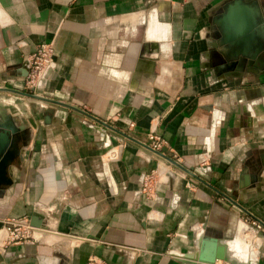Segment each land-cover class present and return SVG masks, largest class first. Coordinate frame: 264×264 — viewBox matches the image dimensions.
<instances>
[{
  "label": "crops",
  "instance_id": "obj_1",
  "mask_svg": "<svg viewBox=\"0 0 264 264\" xmlns=\"http://www.w3.org/2000/svg\"><path fill=\"white\" fill-rule=\"evenodd\" d=\"M234 1L0 0V87L27 92V60L51 43L28 92L111 126L0 91V121L27 139L0 190V264H191L220 248L264 264V232L236 204L264 221V73L223 80L208 54ZM151 130L201 179L142 145ZM154 172L155 191H142ZM32 215L43 227L11 240L5 219Z\"/></svg>",
  "mask_w": 264,
  "mask_h": 264
},
{
  "label": "water",
  "instance_id": "obj_2",
  "mask_svg": "<svg viewBox=\"0 0 264 264\" xmlns=\"http://www.w3.org/2000/svg\"><path fill=\"white\" fill-rule=\"evenodd\" d=\"M216 23L215 34L217 42L209 51V56L212 60V67L216 75L220 78L228 79L230 77H243L250 72L257 74L264 73V9L260 8L256 0H235L227 7L226 14L221 17ZM28 64V61H27ZM50 67H47L43 73V79L47 77ZM0 91L13 92L37 100L53 103L77 111L83 115L90 117L98 122L107 125L93 115L85 112L71 104L55 100L53 98L40 95L38 93L22 92L6 87H0ZM3 119V118H2ZM109 126V125H107ZM111 127V126H109ZM17 128L11 121L0 123V190L12 182L9 175V170L20 158L21 148L26 145L27 139L24 132ZM124 136L132 139L131 136L121 132ZM142 145L150 148L148 145ZM155 153L167 159L176 167L182 169L186 173L198 177L193 168H187L176 159L166 153V150L157 151L150 148ZM262 168H255L252 175V182L259 179V174ZM201 179V178H200ZM248 181V177L246 178ZM248 215L253 216L257 221L264 225V221L255 217L249 210L241 204L236 203ZM29 224L32 227H43L41 219L32 215L29 219ZM217 251V250H216ZM190 260L191 264H214L217 259H223L228 264H243L234 263L228 253L220 248L218 253L204 254L202 249L193 255L184 256ZM199 263V264H200Z\"/></svg>",
  "mask_w": 264,
  "mask_h": 264
},
{
  "label": "built area",
  "instance_id": "obj_3",
  "mask_svg": "<svg viewBox=\"0 0 264 264\" xmlns=\"http://www.w3.org/2000/svg\"><path fill=\"white\" fill-rule=\"evenodd\" d=\"M52 59L53 47L51 43L43 42L36 47L35 51L29 56L27 60L28 72L24 81L25 90L31 91L35 89L36 83L40 80L46 68L52 65ZM147 136L149 141L147 145L153 150L162 151L164 143L163 139L158 135V133L155 130H151ZM158 177V172L146 175L142 181V191L151 189L152 185H154L155 191L156 185L158 183ZM252 223L257 227V229L264 232V225H262L259 221L252 219ZM4 224V229L6 232H8L11 240H24L28 238V230L32 228V226L29 224V221L24 218L10 217L5 219ZM86 264L106 263L99 257L91 255L88 257Z\"/></svg>",
  "mask_w": 264,
  "mask_h": 264
},
{
  "label": "rangeland",
  "instance_id": "obj_4",
  "mask_svg": "<svg viewBox=\"0 0 264 264\" xmlns=\"http://www.w3.org/2000/svg\"><path fill=\"white\" fill-rule=\"evenodd\" d=\"M25 91L28 92V91H30V90H25ZM234 243H235V242H234ZM234 243H233V244H234ZM245 245H246V244H245ZM235 248H237V247H235ZM239 248H240V249H239ZM239 248H237L238 251H239V254L243 257V255H242V253H241V249L244 248L243 254L246 255V250H247V249L244 247V242H243L242 246H241V245L239 246ZM245 249H246V250H245ZM231 257H232V260H233L234 263L238 262V260H237L238 257H237V256L233 257V255H232Z\"/></svg>",
  "mask_w": 264,
  "mask_h": 264
},
{
  "label": "bare ground",
  "instance_id": "obj_5",
  "mask_svg": "<svg viewBox=\"0 0 264 264\" xmlns=\"http://www.w3.org/2000/svg\"><path fill=\"white\" fill-rule=\"evenodd\" d=\"M42 79H43V75H42V77L40 78V80L36 83V85H35V88L36 87H39L41 84H42ZM2 118H3V121L5 120L6 121V118L4 117V116H1ZM3 121H0V123H2ZM8 121V120H7ZM13 123V122H12ZM14 124V123H13ZM15 126V125H14ZM15 127H17V126H15ZM17 128H20V127H17ZM230 259H232V257H230ZM217 261V260H216ZM216 263V262H215ZM214 263V264H215ZM227 264H228V262H227Z\"/></svg>",
  "mask_w": 264,
  "mask_h": 264
},
{
  "label": "flooded vegetation",
  "instance_id": "obj_6",
  "mask_svg": "<svg viewBox=\"0 0 264 264\" xmlns=\"http://www.w3.org/2000/svg\"><path fill=\"white\" fill-rule=\"evenodd\" d=\"M248 73H252V72L249 71Z\"/></svg>",
  "mask_w": 264,
  "mask_h": 264
}]
</instances>
